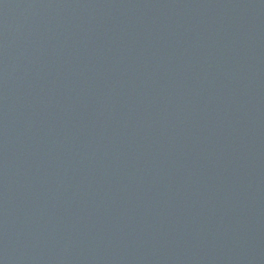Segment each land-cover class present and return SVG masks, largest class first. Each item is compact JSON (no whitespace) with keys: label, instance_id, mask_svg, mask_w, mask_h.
I'll list each match as a JSON object with an SVG mask.
<instances>
[{"label":"water","instance_id":"water-1","mask_svg":"<svg viewBox=\"0 0 264 264\" xmlns=\"http://www.w3.org/2000/svg\"><path fill=\"white\" fill-rule=\"evenodd\" d=\"M0 264H264V0H0Z\"/></svg>","mask_w":264,"mask_h":264}]
</instances>
